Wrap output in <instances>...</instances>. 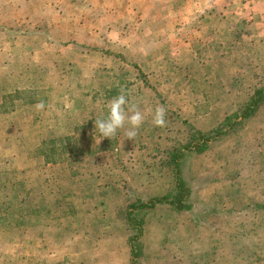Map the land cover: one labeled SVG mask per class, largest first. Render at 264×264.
I'll list each match as a JSON object with an SVG mask.
<instances>
[{
	"label": "rangeland",
	"instance_id": "obj_1",
	"mask_svg": "<svg viewBox=\"0 0 264 264\" xmlns=\"http://www.w3.org/2000/svg\"><path fill=\"white\" fill-rule=\"evenodd\" d=\"M96 2L0 0V264H134L133 237L137 264H264V104L202 150L193 138L264 86V0H227L219 25L190 0ZM122 92L138 135L99 140ZM177 153L190 208L131 220L175 193Z\"/></svg>",
	"mask_w": 264,
	"mask_h": 264
},
{
	"label": "trees",
	"instance_id": "obj_2",
	"mask_svg": "<svg viewBox=\"0 0 264 264\" xmlns=\"http://www.w3.org/2000/svg\"><path fill=\"white\" fill-rule=\"evenodd\" d=\"M264 104V86L260 87L255 91V93L250 97L248 102L244 107L240 109V111L228 118H226L225 124L222 125L220 128H218L215 131H212L211 133L205 134L202 132H196V134L193 135L194 140L197 141V144L200 146L201 145V150L202 148L206 145L207 142L216 139L218 136H220L221 132H229L230 128L233 127L234 125H237L242 122V119H248L252 115H254L260 106ZM241 120V121H239ZM205 144V145H204ZM193 148H196L193 144ZM183 154V153H177L172 155V161L174 163V166L176 167V175H175V193L172 195H165L161 197H155L152 199H149L148 201H143V200H136L130 205L129 208V215L130 219L134 220L137 218L138 214L140 211L143 210H150L155 208L158 204H163L167 203L175 207L177 210H188L190 208V205L188 203L189 198H190V189L187 186V182L185 181L181 170H180V163L177 161L178 157ZM183 156V155H182ZM181 156V157H182ZM138 212V213H137ZM141 223L140 221H138ZM140 228V227H138ZM133 244L131 246V254H132V259L137 262V256L138 252L135 251V238H132Z\"/></svg>",
	"mask_w": 264,
	"mask_h": 264
},
{
	"label": "clouds",
	"instance_id": "obj_3",
	"mask_svg": "<svg viewBox=\"0 0 264 264\" xmlns=\"http://www.w3.org/2000/svg\"><path fill=\"white\" fill-rule=\"evenodd\" d=\"M42 107V105H38ZM90 118V117H89ZM144 120L142 113L135 105H128V99L122 92L110 101L107 115L95 120V130L99 140L112 139L119 130L124 129L125 139L134 140ZM153 123L157 127L165 124V109L158 107L153 113Z\"/></svg>",
	"mask_w": 264,
	"mask_h": 264
},
{
	"label": "crops",
	"instance_id": "obj_4",
	"mask_svg": "<svg viewBox=\"0 0 264 264\" xmlns=\"http://www.w3.org/2000/svg\"><path fill=\"white\" fill-rule=\"evenodd\" d=\"M100 1L101 0H97L96 3H100ZM105 1H106L107 10L115 11L117 9V11H120V10L127 9L130 2H138L139 3V5L137 6L138 9L146 8L145 5L150 4L151 6L154 7V9L173 10V9H177L179 5L180 7H183L182 5H184L185 2L187 3L189 0H105ZM190 2H192V4L194 5V9L200 8L206 3L210 7L209 12L211 13L216 12V11L218 12V10L221 9V4L222 5L227 4V0H190ZM141 4H143L144 7ZM132 7H136V6H132ZM183 8L189 9L188 6H185ZM219 13L220 12H218V14ZM218 18H219L218 25L221 24V21H222V24H225L226 20L223 19L220 14ZM178 25L179 26L181 25L180 22L169 25V26L176 27Z\"/></svg>",
	"mask_w": 264,
	"mask_h": 264
}]
</instances>
